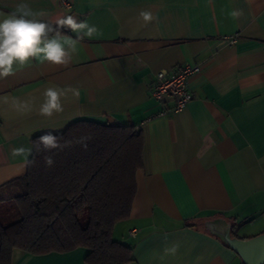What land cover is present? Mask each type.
Returning <instances> with one entry per match:
<instances>
[{
    "label": "crops",
    "instance_id": "0c3cea01",
    "mask_svg": "<svg viewBox=\"0 0 264 264\" xmlns=\"http://www.w3.org/2000/svg\"><path fill=\"white\" fill-rule=\"evenodd\" d=\"M21 3L98 34L68 48L66 66L32 58L0 79V185L26 173L35 136L77 120L131 126L143 134V166L130 217L111 235L131 248V264H243L203 224L225 219L242 240L264 234V0H0V18ZM59 31L50 36L77 38ZM234 34L236 44L222 41ZM190 63L202 68L187 80L192 101L179 111L156 102L155 74ZM48 87L65 93L51 116L40 112ZM19 148L29 151L13 155ZM13 253L12 264H85L88 250Z\"/></svg>",
    "mask_w": 264,
    "mask_h": 264
},
{
    "label": "trees",
    "instance_id": "16d2710c",
    "mask_svg": "<svg viewBox=\"0 0 264 264\" xmlns=\"http://www.w3.org/2000/svg\"><path fill=\"white\" fill-rule=\"evenodd\" d=\"M44 135L31 138L26 173L0 185V264H12L15 251L39 256L78 248L88 250L85 264L133 263L131 248L111 235L130 217L143 134L77 120L54 134L59 146L49 150Z\"/></svg>",
    "mask_w": 264,
    "mask_h": 264
},
{
    "label": "clouds",
    "instance_id": "9594fccd",
    "mask_svg": "<svg viewBox=\"0 0 264 264\" xmlns=\"http://www.w3.org/2000/svg\"><path fill=\"white\" fill-rule=\"evenodd\" d=\"M45 15L43 11L34 13L27 4L21 3L14 12L0 18V79L14 74V64L23 66L32 58L66 66L71 59L68 48L74 52L77 40L84 37L91 39L98 34L95 25H89L87 21L77 22L76 17L72 15L58 19L55 25L38 18ZM139 15L145 22L153 20V15L149 11H141ZM241 15L242 10H234L231 13L233 18H239ZM61 27H68L76 32L77 38L69 37L62 42L56 36H50L53 32L59 34ZM64 94V90L59 87L46 88L43 93L44 102L40 107L41 114L51 116L54 111L62 110L61 97ZM39 139L45 150L59 146L50 132ZM28 151L24 148L14 149L13 155ZM45 162L50 166L53 160L51 157H45Z\"/></svg>",
    "mask_w": 264,
    "mask_h": 264
},
{
    "label": "built area",
    "instance_id": "2783aa9c",
    "mask_svg": "<svg viewBox=\"0 0 264 264\" xmlns=\"http://www.w3.org/2000/svg\"><path fill=\"white\" fill-rule=\"evenodd\" d=\"M65 7H68L66 1H62ZM238 35L227 36L222 39L226 45L236 44ZM202 70L199 64L190 63L184 64L178 68V71L173 75H168L165 71H159L154 76L153 85L150 91L152 98L159 104H163L166 98H170L174 103V108L171 111H179L185 108L193 99V95L187 89L188 79L191 75L199 73ZM168 111H163L160 115L167 114ZM136 230L128 233V236L134 238Z\"/></svg>",
    "mask_w": 264,
    "mask_h": 264
},
{
    "label": "water",
    "instance_id": "95a60500",
    "mask_svg": "<svg viewBox=\"0 0 264 264\" xmlns=\"http://www.w3.org/2000/svg\"><path fill=\"white\" fill-rule=\"evenodd\" d=\"M203 228L237 254L243 264H264V234L248 240L233 237L231 224L220 218L204 222Z\"/></svg>",
    "mask_w": 264,
    "mask_h": 264
}]
</instances>
